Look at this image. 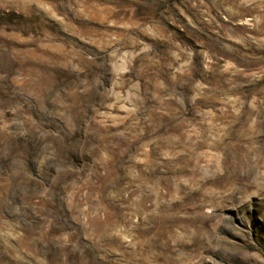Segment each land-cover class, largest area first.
<instances>
[{
  "label": "rangeland",
  "instance_id": "1",
  "mask_svg": "<svg viewBox=\"0 0 264 264\" xmlns=\"http://www.w3.org/2000/svg\"><path fill=\"white\" fill-rule=\"evenodd\" d=\"M0 264H264V0H0Z\"/></svg>",
  "mask_w": 264,
  "mask_h": 264
}]
</instances>
